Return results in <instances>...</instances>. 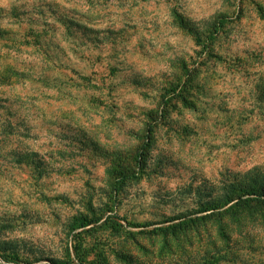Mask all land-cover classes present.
<instances>
[{"label":"rangeland","instance_id":"1","mask_svg":"<svg viewBox=\"0 0 264 264\" xmlns=\"http://www.w3.org/2000/svg\"><path fill=\"white\" fill-rule=\"evenodd\" d=\"M261 75L264 0H0V264H264V205L157 229L264 175Z\"/></svg>","mask_w":264,"mask_h":264},{"label":"trees","instance_id":"2","mask_svg":"<svg viewBox=\"0 0 264 264\" xmlns=\"http://www.w3.org/2000/svg\"><path fill=\"white\" fill-rule=\"evenodd\" d=\"M5 77V75L1 76L2 79H5ZM256 90L257 97L264 99V77H262V75L256 82ZM126 157H128V160L133 158V156ZM127 175L128 173L124 174L121 172L119 179L127 177ZM231 186H229L230 190H226L225 194L220 195L215 200H213L212 196L204 200L201 198V195H199L200 198L197 202V209L190 211L189 214L184 216L170 218L164 221V223L170 222L168 225L159 226L157 229L162 232H166L167 230H173L174 233L178 231L188 232L200 220L202 223L215 221L218 227V236L226 240L229 235L228 231L222 226V215L225 213L228 214L229 212L237 213L238 209H246V211L250 212V210L253 211L254 206L264 205V175L258 176L248 174L234 181ZM235 215L236 214L233 216ZM91 223L92 222L89 220H80L79 227H87ZM212 243V248L204 250L203 256L198 254L200 260H196V264H220L225 260L231 261V259H236L238 254L235 255V258L231 257L228 259L231 251H225L226 248H224V246L215 242ZM4 257L6 259L8 258L7 255H4Z\"/></svg>","mask_w":264,"mask_h":264}]
</instances>
